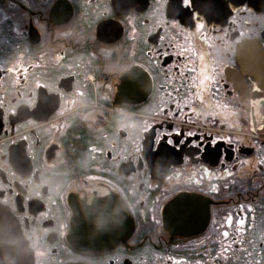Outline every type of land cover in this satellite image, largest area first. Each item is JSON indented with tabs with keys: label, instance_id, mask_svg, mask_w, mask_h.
<instances>
[{
	"label": "flooded vegetation",
	"instance_id": "obj_1",
	"mask_svg": "<svg viewBox=\"0 0 264 264\" xmlns=\"http://www.w3.org/2000/svg\"><path fill=\"white\" fill-rule=\"evenodd\" d=\"M253 40L247 2L0 0V205L32 264H264Z\"/></svg>",
	"mask_w": 264,
	"mask_h": 264
},
{
	"label": "water",
	"instance_id": "obj_2",
	"mask_svg": "<svg viewBox=\"0 0 264 264\" xmlns=\"http://www.w3.org/2000/svg\"><path fill=\"white\" fill-rule=\"evenodd\" d=\"M247 2L264 9V0H232ZM242 68L254 79L259 89L264 88V51L257 40L245 41L239 47ZM0 264H32V254L21 236L18 224L6 207L0 205Z\"/></svg>",
	"mask_w": 264,
	"mask_h": 264
},
{
	"label": "rangeland",
	"instance_id": "obj_3",
	"mask_svg": "<svg viewBox=\"0 0 264 264\" xmlns=\"http://www.w3.org/2000/svg\"><path fill=\"white\" fill-rule=\"evenodd\" d=\"M263 108L261 107V110H257V111H259V113H264V109Z\"/></svg>",
	"mask_w": 264,
	"mask_h": 264
},
{
	"label": "snow or ice",
	"instance_id": "obj_4",
	"mask_svg": "<svg viewBox=\"0 0 264 264\" xmlns=\"http://www.w3.org/2000/svg\"><path fill=\"white\" fill-rule=\"evenodd\" d=\"M228 235H229V233H228Z\"/></svg>",
	"mask_w": 264,
	"mask_h": 264
},
{
	"label": "bare ground",
	"instance_id": "obj_5",
	"mask_svg": "<svg viewBox=\"0 0 264 264\" xmlns=\"http://www.w3.org/2000/svg\"><path fill=\"white\" fill-rule=\"evenodd\" d=\"M260 118V117H259Z\"/></svg>",
	"mask_w": 264,
	"mask_h": 264
}]
</instances>
